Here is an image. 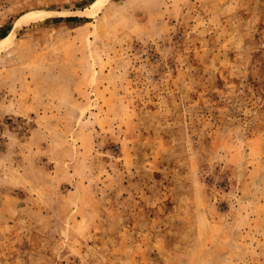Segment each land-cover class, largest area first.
Returning <instances> with one entry per match:
<instances>
[{
  "label": "rangeland",
  "instance_id": "1",
  "mask_svg": "<svg viewBox=\"0 0 264 264\" xmlns=\"http://www.w3.org/2000/svg\"><path fill=\"white\" fill-rule=\"evenodd\" d=\"M3 30L0 264H264V0H0Z\"/></svg>",
  "mask_w": 264,
  "mask_h": 264
},
{
  "label": "bare ground",
  "instance_id": "2",
  "mask_svg": "<svg viewBox=\"0 0 264 264\" xmlns=\"http://www.w3.org/2000/svg\"><path fill=\"white\" fill-rule=\"evenodd\" d=\"M12 34L13 32L9 31L6 35L0 37V52L6 47Z\"/></svg>",
  "mask_w": 264,
  "mask_h": 264
},
{
  "label": "trees",
  "instance_id": "3",
  "mask_svg": "<svg viewBox=\"0 0 264 264\" xmlns=\"http://www.w3.org/2000/svg\"><path fill=\"white\" fill-rule=\"evenodd\" d=\"M6 33H7V30H3L2 36L5 35Z\"/></svg>",
  "mask_w": 264,
  "mask_h": 264
}]
</instances>
